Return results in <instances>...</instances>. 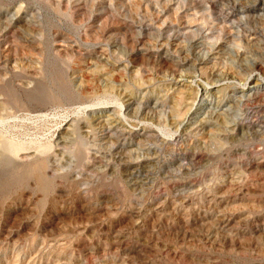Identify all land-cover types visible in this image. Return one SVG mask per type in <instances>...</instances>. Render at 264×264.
Listing matches in <instances>:
<instances>
[{"label":"rangeland","instance_id":"obj_1","mask_svg":"<svg viewBox=\"0 0 264 264\" xmlns=\"http://www.w3.org/2000/svg\"><path fill=\"white\" fill-rule=\"evenodd\" d=\"M229 1L0 0V264H264V113L236 100L264 82L248 78L264 38L240 53L228 45L216 61L235 79L212 85L220 116L194 107L209 124L175 133L197 94L178 82L200 65L189 26L173 46L157 22L160 10L196 4L211 27ZM263 2L244 0L253 11ZM105 82L133 107L155 105L154 123L105 112L127 125L116 149L83 114L54 135L56 112L105 101L95 108L120 112ZM34 155L46 158L45 188L23 172Z\"/></svg>","mask_w":264,"mask_h":264},{"label":"bare ground","instance_id":"obj_2","mask_svg":"<svg viewBox=\"0 0 264 264\" xmlns=\"http://www.w3.org/2000/svg\"><path fill=\"white\" fill-rule=\"evenodd\" d=\"M169 4L170 2H167L165 3V6H169ZM171 7L172 6H170L168 9L165 8L158 12L157 22L159 20L158 26L160 30L163 31L164 37L162 39L165 40L166 42H171V41L174 42L171 43V45L173 46L178 44L177 41L180 39L179 36H180V32L182 31L181 30V27L183 25L182 23H185L186 25L189 26L188 32H190V33L187 32V35H185L186 39L187 37H189L188 34L191 35L192 38L191 41H188L189 43H191L190 47L193 48L195 52L197 51L198 55L202 53L200 54V56L196 55L198 57L197 60L200 65V69L198 73H196L194 77L191 79V82L186 83L187 81L185 80L182 83L180 81L178 82V86L182 87L183 89L184 87L188 86L191 88V91H194L196 87L197 94L196 97L191 101L190 105L186 108V110L183 111V116L180 126L175 133L191 132L194 134H198L206 128L205 125L207 124V122L209 124L210 120H205V119L194 120V118L196 117L195 114H197V112L195 111L196 110L200 111V109H205L204 111L205 115H207L208 117H212L214 114L215 115L217 114L218 111L216 112V110L221 107V105L217 103L214 99V97H216L217 93L219 92V88H214L212 86L213 83L216 81L221 82V80H224L226 86L228 87L229 84L231 85L233 83V80L235 79V77L232 75V72L230 70L226 71V69L223 70L222 67L221 70L220 67L218 68V62L216 61L217 57H222V58L224 57L222 56V53L225 52V49L228 47V45L234 46L235 48L234 50L236 51L238 50L239 52L241 49H245L244 47L248 45L253 39L263 40L264 29H262L263 31L256 29L251 30L246 27V24L254 19L257 22L264 21V2L260 10L257 11V9H255V11H253L251 9H248L249 7L246 3H244V0L229 1L226 4H224L223 8L220 9L219 16L218 17L216 16L213 19V26L211 27H209V19H211V15H209V19L204 14L201 17V15H199L200 12L196 4L193 6H189L188 4V6L186 5L183 8L175 6L173 10V14H171L169 17L168 15L164 17L165 14L169 13V11L173 9V8L170 9ZM235 16H239V17L237 18ZM188 40H190V38ZM210 41H212V45L207 46V43L209 44L211 43ZM176 51L178 52V49H176ZM211 62L213 63L210 65V67H208ZM221 66L224 67L226 65H221ZM263 67H264V58L255 65L248 78L249 77L251 78L255 73H257L258 77L264 80V78L260 75L261 69H263ZM221 73L225 74L226 77H224L223 79H217ZM193 84H195L196 86H193ZM103 88L108 89L110 90V92L112 93L114 92L115 94H117V96H115L116 97L115 103L118 104L120 112L116 109V107L111 108L112 106H107L108 108H106L105 106L98 107L97 109L99 110L95 108L97 104L101 105L102 103H110L109 101L98 102V103L93 102L89 104L82 103L84 106L79 105L75 107L71 112L69 111L63 113L60 111L56 113L54 112L55 113L54 115L56 117H59V121L55 126L54 135L57 134V131L62 129L63 125L68 124L70 121L72 122L75 121L76 116L83 114V115H87L86 117L88 116L90 117V122L93 125L92 130L94 132L98 131V133L101 134L100 139L104 141L105 145L108 144L109 146L112 145V147L115 146L116 149L118 148V144L114 142L116 140L114 136L119 133L118 132L119 130H126L127 125L124 122H120L116 124L118 121H116V123H113V121L110 120L111 119L110 116L104 117L105 112H108L110 110L114 111L113 114H116V116L121 115L125 120V122L127 121L129 123H130L129 118L132 117L139 120V123H143V126H145L144 125L145 122L151 124L154 123L152 119L154 118L153 116H156L155 113L157 112L154 108L155 105L152 106V105H146L142 102L141 103L136 102V105L133 107L131 106L130 103H126L125 100H123L124 90L123 91L120 89L115 90L116 87L111 86L109 82L103 83ZM131 99L134 100L133 97ZM236 100H238L241 104L250 106L254 112L264 113V82L263 81L257 82L254 88H249L247 91L242 90L241 93L236 96ZM194 107H196L195 111H193ZM207 108L208 110H206ZM219 113L217 114V118L220 116ZM48 115L49 114L47 113H38V114L29 113L27 118L42 119L43 117ZM5 121L6 120L4 119V117L3 119L2 118L0 119V123H4ZM229 123L230 122H228V124ZM228 124L226 121V126ZM174 135L175 134H173L172 136L174 137ZM174 140L177 139L175 138ZM57 143L58 142H55V145ZM49 147H50L49 149H52L53 145L51 144V146ZM22 148H31V147H26L25 145L22 146V145L12 144L13 150L19 151ZM36 150L39 151V147H37ZM48 152L45 153L48 154ZM35 154L37 153L35 152ZM138 156L141 155L139 154ZM36 157L38 156L34 155L32 159H29L28 162H31L33 159H35L34 163L29 165H24L23 172H26L28 170L31 173H33L39 185L42 188H45L49 182L48 177L46 176L43 170L45 169L44 161L46 158L38 159Z\"/></svg>","mask_w":264,"mask_h":264}]
</instances>
